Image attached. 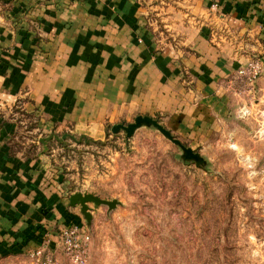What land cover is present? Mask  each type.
<instances>
[{
    "label": "crops",
    "instance_id": "0c3cea01",
    "mask_svg": "<svg viewBox=\"0 0 264 264\" xmlns=\"http://www.w3.org/2000/svg\"><path fill=\"white\" fill-rule=\"evenodd\" d=\"M148 3L0 0V258L46 240L60 247L72 225L88 229L50 161L11 147L19 102L38 139L98 140L138 115L201 141L260 122L264 74L250 89L237 70L264 60V0H198L195 18L186 0L171 10Z\"/></svg>",
    "mask_w": 264,
    "mask_h": 264
},
{
    "label": "rangeland",
    "instance_id": "374dc122",
    "mask_svg": "<svg viewBox=\"0 0 264 264\" xmlns=\"http://www.w3.org/2000/svg\"><path fill=\"white\" fill-rule=\"evenodd\" d=\"M178 1L148 4L171 10L182 8ZM185 5L192 18L199 14L198 0ZM11 111L23 122L11 140L13 150L41 154L39 132L29 129L33 119ZM259 117L250 134L201 141L170 132L205 160V169L183 163L180 150L153 128H140L127 141L111 126L98 140L86 137L88 144L50 141L42 158L57 169L66 193L119 202L112 211L92 210L87 264H264V113ZM51 249L60 264H71L61 244ZM0 264L30 261L22 253L0 258Z\"/></svg>",
    "mask_w": 264,
    "mask_h": 264
},
{
    "label": "water",
    "instance_id": "95a60500",
    "mask_svg": "<svg viewBox=\"0 0 264 264\" xmlns=\"http://www.w3.org/2000/svg\"><path fill=\"white\" fill-rule=\"evenodd\" d=\"M261 64H262L261 75H263L264 74V60L263 59L261 60ZM140 128H153L159 134H161L163 138L168 140L170 143H172L174 146H176L180 150L181 152L180 159L182 160L183 163H194L196 167L205 169V166H206L205 160L199 154H197L194 150H192L189 147H186L179 140L174 138L173 135L170 133V131L167 130L165 127H163L157 119L151 118L149 116L138 115L133 119L131 123H127V124L118 123V124L112 125L110 127V132L112 134L123 132L125 140L127 141ZM66 139H71L72 141L78 144H80L82 140H85L86 144L92 142L91 139H87L85 136H81L78 139H76L71 134H63L61 136H58L52 133L46 137L39 138V142L42 145V152L40 156H42L44 153L47 152L48 150L47 145L50 141L55 140L59 144L63 145ZM118 204L119 202L117 200L101 199L98 196L91 194V193L75 192L69 196V205L71 207L79 208V212L84 218L87 226H89L91 219H92V216H91L92 210H95L101 206H105L107 207L108 211H112L118 206ZM89 205H92V209L89 207Z\"/></svg>",
    "mask_w": 264,
    "mask_h": 264
},
{
    "label": "built area",
    "instance_id": "2783aa9c",
    "mask_svg": "<svg viewBox=\"0 0 264 264\" xmlns=\"http://www.w3.org/2000/svg\"><path fill=\"white\" fill-rule=\"evenodd\" d=\"M260 57L249 58L237 70L239 81L248 88H254L261 77L262 64ZM59 240L66 257L71 264H87L86 254L89 244L87 229L81 225H72L59 233ZM49 240L27 251L30 264H60L53 256Z\"/></svg>",
    "mask_w": 264,
    "mask_h": 264
},
{
    "label": "trees",
    "instance_id": "16d2710c",
    "mask_svg": "<svg viewBox=\"0 0 264 264\" xmlns=\"http://www.w3.org/2000/svg\"><path fill=\"white\" fill-rule=\"evenodd\" d=\"M20 102H19V104L18 105H15V107L13 108V109H15V110H17V111H19L22 115H25L26 113L25 112H23L22 110H20ZM28 115V114H27ZM29 117H31L32 119H33V125L29 128V129H35L36 128V122H35V119L33 118V116H31V115H28ZM37 140H38V137H37Z\"/></svg>",
    "mask_w": 264,
    "mask_h": 264
}]
</instances>
